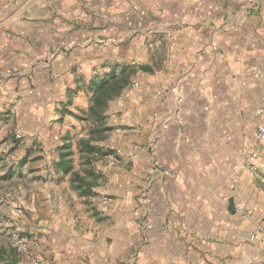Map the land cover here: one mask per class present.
Instances as JSON below:
<instances>
[{
    "label": "crops",
    "instance_id": "obj_1",
    "mask_svg": "<svg viewBox=\"0 0 264 264\" xmlns=\"http://www.w3.org/2000/svg\"><path fill=\"white\" fill-rule=\"evenodd\" d=\"M261 73L264 0H0V139L13 170L41 175L45 206L31 254L264 264L263 236L250 240L264 228ZM110 78L121 90L96 98ZM255 149L252 175L243 161ZM14 254L0 264H31Z\"/></svg>",
    "mask_w": 264,
    "mask_h": 264
},
{
    "label": "rangeland",
    "instance_id": "obj_2",
    "mask_svg": "<svg viewBox=\"0 0 264 264\" xmlns=\"http://www.w3.org/2000/svg\"><path fill=\"white\" fill-rule=\"evenodd\" d=\"M78 89L79 87L74 90L72 95L76 94ZM97 114L99 113H95L94 110H90L87 107L81 111V118L91 121V118L97 116ZM10 150L4 144V139H0V257L4 255L8 259H13L15 257L14 253L16 252L11 246L5 222L14 221L12 219V212H14L15 208H21L22 213L19 215L21 221L20 226L24 229L22 231L18 229V231L27 237L30 245L29 253L31 256H35L33 253L31 254L30 248L32 242L34 245L39 244L38 239L41 237L42 226H38V220L42 213L41 209L45 206L43 205L44 199L42 200V193L37 189L41 183L39 180L41 175L27 177L20 172L21 168H19V171L13 170ZM103 155L105 154L96 152L93 154V157L98 160ZM75 157L74 155V160ZM35 160L36 158L30 159L31 165L29 164V166L34 165L35 163L33 161ZM27 172H31V170L28 168ZM36 234L37 238L35 237Z\"/></svg>",
    "mask_w": 264,
    "mask_h": 264
},
{
    "label": "built area",
    "instance_id": "obj_3",
    "mask_svg": "<svg viewBox=\"0 0 264 264\" xmlns=\"http://www.w3.org/2000/svg\"><path fill=\"white\" fill-rule=\"evenodd\" d=\"M258 78L264 81V73L257 74ZM256 115L261 119L260 124L258 125L255 137L258 141H264V104L258 106L256 109ZM258 150H251L246 158L243 161V167L252 175H257V161ZM241 179V168H236L233 170V176L231 181V188L233 189ZM234 211L240 216L243 220H248L251 216V210L241 201L234 200L233 201ZM14 212L18 215H21V208H15ZM5 227L8 230V235L10 238V242L15 249V251L23 256H26L30 259L31 264H41V260L38 257L31 256L29 253V242L26 236L22 235L18 229L14 226L12 221H6ZM260 236L264 238V228H259L255 232L250 235V240L255 241ZM264 241V240H263Z\"/></svg>",
    "mask_w": 264,
    "mask_h": 264
},
{
    "label": "trees",
    "instance_id": "obj_4",
    "mask_svg": "<svg viewBox=\"0 0 264 264\" xmlns=\"http://www.w3.org/2000/svg\"><path fill=\"white\" fill-rule=\"evenodd\" d=\"M122 88V84L119 80L110 78L101 80L97 86L94 88L95 97L106 95L110 97L118 93ZM98 152V151H97Z\"/></svg>",
    "mask_w": 264,
    "mask_h": 264
}]
</instances>
